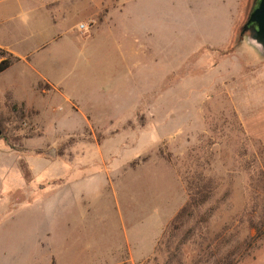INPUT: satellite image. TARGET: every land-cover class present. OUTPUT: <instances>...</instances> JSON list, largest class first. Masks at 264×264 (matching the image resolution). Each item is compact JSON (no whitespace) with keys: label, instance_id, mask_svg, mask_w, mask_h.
<instances>
[{"label":"rangeland","instance_id":"1","mask_svg":"<svg viewBox=\"0 0 264 264\" xmlns=\"http://www.w3.org/2000/svg\"><path fill=\"white\" fill-rule=\"evenodd\" d=\"M15 2L0 5V264H161L200 174L216 197L196 220L235 264H264L240 222L250 193L264 206V55L241 37L254 0Z\"/></svg>","mask_w":264,"mask_h":264},{"label":"trees","instance_id":"2","mask_svg":"<svg viewBox=\"0 0 264 264\" xmlns=\"http://www.w3.org/2000/svg\"><path fill=\"white\" fill-rule=\"evenodd\" d=\"M257 0H254V4ZM253 4V5H254ZM12 66V62L8 60L3 61L0 64V74L5 72ZM258 159L254 162V165H248L246 169L251 170L254 166L256 169L253 174L259 170L258 173L255 174V179L259 184L264 185V147H261L257 152ZM256 163L258 165L256 166ZM203 175L200 174L198 177H194L192 183L189 184V196L190 199L185 207L178 213L174 221L172 222L167 234L164 239L160 243L157 253L158 256L154 258V262H159V257H163L164 262L161 264H186V259L188 254L185 253V249L190 250L191 252L198 254L196 257L198 258V264L204 262V264H235L237 256L236 251H227L223 253L224 246L222 242H219V237L211 236V231L209 229V222L197 221L196 215L200 211V209L204 208L208 201H211L216 197V188L212 187L210 184L203 183ZM264 192V187L262 189ZM250 193L249 196V205L244 215L241 216L240 222H244L249 224V228L252 231H257V234L260 237L264 236V206L261 212L260 217H257V203L255 200V192ZM229 194L224 196L222 201L227 200ZM227 198V199H226ZM264 200V197H262ZM218 205L221 202H217ZM211 212V210H210ZM208 215H202L203 217H208ZM239 222V220H238ZM229 228L224 229L225 234H230V238L235 237V233H232V230H228ZM211 236V237H210ZM213 237V238H212ZM227 238V237H226ZM255 237H251L247 244L253 241ZM248 244V247L249 245ZM246 253V250L243 251ZM242 253V254H243ZM202 256V258H200ZM200 259V260H199Z\"/></svg>","mask_w":264,"mask_h":264},{"label":"water","instance_id":"3","mask_svg":"<svg viewBox=\"0 0 264 264\" xmlns=\"http://www.w3.org/2000/svg\"><path fill=\"white\" fill-rule=\"evenodd\" d=\"M248 32L251 33L250 39L264 55V0H257L247 22L243 26L241 37H244ZM1 136L2 131L0 130V138Z\"/></svg>","mask_w":264,"mask_h":264},{"label":"crops","instance_id":"4","mask_svg":"<svg viewBox=\"0 0 264 264\" xmlns=\"http://www.w3.org/2000/svg\"><path fill=\"white\" fill-rule=\"evenodd\" d=\"M3 1H4V2H3ZM5 1H16V2L14 3L13 6L17 7V8L20 10V12H21V11H25V9L28 8L27 5H23V2H20L21 0H0V5L4 4ZM25 1H28L29 4H30V3H33L32 1H35V0H25ZM30 6H31V4H30ZM29 9H30V8H29ZM1 14H2V11H0V25L2 26V24H3L5 21H7L9 18L6 19V18H4V16L1 15ZM29 14H30V13H29ZM41 46H42V45H41ZM6 47H9V48H10L9 45H7Z\"/></svg>","mask_w":264,"mask_h":264},{"label":"built area","instance_id":"5","mask_svg":"<svg viewBox=\"0 0 264 264\" xmlns=\"http://www.w3.org/2000/svg\"><path fill=\"white\" fill-rule=\"evenodd\" d=\"M80 29H81L82 31H85V30L87 29V27H86L85 25H81V26H80Z\"/></svg>","mask_w":264,"mask_h":264},{"label":"flooded vegetation","instance_id":"6","mask_svg":"<svg viewBox=\"0 0 264 264\" xmlns=\"http://www.w3.org/2000/svg\"><path fill=\"white\" fill-rule=\"evenodd\" d=\"M255 5H256V3L253 5V8L255 7ZM252 8V9H253ZM252 11V10H251ZM246 34H248L249 36H251V33L250 32H248V33H246Z\"/></svg>","mask_w":264,"mask_h":264}]
</instances>
